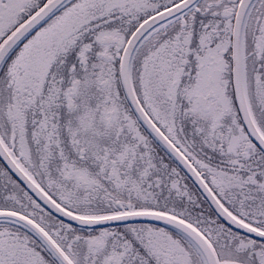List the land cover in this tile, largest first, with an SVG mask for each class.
Masks as SVG:
<instances>
[{
    "label": "flooded vegetation",
    "instance_id": "af4514ba",
    "mask_svg": "<svg viewBox=\"0 0 264 264\" xmlns=\"http://www.w3.org/2000/svg\"><path fill=\"white\" fill-rule=\"evenodd\" d=\"M45 1L0 0V18L3 15L2 10L7 8L8 4L14 9H31L30 15ZM178 1L180 0H157L153 5H146L149 3L147 0H131L129 5L133 9L142 10L145 6L150 9V12L139 19L132 28L118 22L121 15L119 7L104 14L105 8L101 6L102 12L98 16L97 4L95 16L86 22L84 19L80 25H72L74 31L77 30L66 38L72 42L73 49L65 51L62 56L61 80H66L63 83L49 85L48 77L42 81L39 76L37 82L40 85L18 91L12 83L13 75L5 66L0 73V85L4 91L0 101V136L26 172L57 204L72 214L84 218L116 217L132 212L166 214L200 232L215 248L220 263L231 264L227 262L230 260L234 264H264V240L242 233L218 217L197 183L140 120L122 85L117 83L120 56L137 27ZM256 1L262 4L264 0ZM72 3L52 18L54 22L59 20V24L62 23L60 28L80 12L79 1L74 5ZM198 4L184 15L154 27L142 39L132 60L133 87L149 119L197 171L223 206L243 223L264 232V210L258 209L260 204H255L256 201L264 199V163L252 161L249 164L246 161L255 156L264 157V149L248 131L236 104L233 85V25L228 38V50L219 48L212 51L215 45L201 49L197 47L195 35L188 50L181 48L183 28L188 26L190 21L197 20L198 14L202 13L193 11ZM231 13L233 9L225 11L223 15L231 18ZM29 15H25L22 20ZM107 21L112 23L111 29H106L104 23ZM247 22L244 40L246 30H249ZM92 23L98 25V28L105 26L100 29L105 28L104 31L110 33L100 35L95 29H91L89 33L84 34L85 27ZM44 31L45 28L41 32H34L29 40L44 37ZM79 33L81 34L78 35ZM63 38L65 37L59 39ZM166 41L175 44V49L167 50L165 55L178 60L180 74L168 76L169 81L166 82L168 78L164 81L171 90L168 97L171 103L176 100L180 104L178 112L170 119L162 116L160 108L157 113L154 107L146 105L138 88L140 66L146 54L156 50ZM30 48L31 46L27 45L16 51H19V55L26 53L24 57L29 54ZM159 58L162 60L161 56ZM6 74L10 79L8 83ZM87 76L93 81L86 83ZM52 78L50 75V79ZM94 80L97 81L96 84ZM109 85L111 87L106 88ZM245 87L252 116L264 136V119L258 117L254 102L250 100L251 92L248 91L247 82ZM103 91L109 92L113 99L106 101L102 96L98 97ZM12 95L16 101L15 108L10 113H17V123L9 117V106L5 103ZM86 98L93 100L95 108V112L88 116L84 113ZM232 105L238 112L231 114ZM233 126L237 127V132L233 131ZM84 129L95 132L96 145L89 146L85 143ZM104 130L111 132H108L110 134L102 142L98 140V133ZM25 142L29 147H25ZM28 149L31 151L30 155ZM42 158H46V161H42ZM221 159L225 160L221 162ZM227 159L240 160L242 164L234 165L226 161ZM0 165L7 175H3L2 182L9 187H14V184L20 186L23 199L29 203L33 201L30 205L39 208L37 212H40L33 215L24 208L25 206L20 209L3 207L0 210L13 211L31 220L48 235L72 264H198L199 257L202 264H205L199 250L188 238L160 223L144 220L89 227L64 220L34 198L1 159ZM54 169H58L56 182L51 178ZM219 172L238 177L237 180L240 181L235 192L239 190L240 196H237V199L231 200L230 197L222 196L213 187L214 176ZM255 172L263 179L253 177ZM183 174L201 194L210 212L220 220V225L241 236L239 248H243L242 251L253 247L261 250L258 256L254 255L256 259H253V263L244 262L240 256L223 258L213 240L189 219L174 210L167 211L146 204L149 203L147 200L151 192L155 201L164 203L162 189L167 184V175H174L177 183H181ZM55 183L63 184L66 197L70 200L81 201L80 210L60 201L59 193L56 192L57 196L53 192L57 190ZM0 225L4 226V230L17 229L20 234L24 233L22 235L26 234V238L32 240V248L40 258L34 257L32 261L28 260L23 264H65L37 235L12 223ZM168 242L173 245L167 244ZM182 247L185 253L191 255L194 263L183 258ZM3 264L13 263L5 260Z\"/></svg>",
    "mask_w": 264,
    "mask_h": 264
},
{
    "label": "rangeland",
    "instance_id": "374dc122",
    "mask_svg": "<svg viewBox=\"0 0 264 264\" xmlns=\"http://www.w3.org/2000/svg\"><path fill=\"white\" fill-rule=\"evenodd\" d=\"M78 1H79V5H81L80 12L77 13V15H75L71 20H69L67 23L62 25V27L60 28L59 26L62 23L59 24V20L54 22L52 18L54 19V16L59 15L58 12L67 8L71 2H73L72 4L74 5ZM147 1H149V3H147L146 5L149 4L153 5L157 0H147ZM80 2L81 0H71L60 11H58L54 16H52L47 22H45L41 27H39L37 31L40 32L45 28L43 39L37 38L33 41L34 38L29 40L30 38L29 37L24 42L25 44L23 43L18 48V50H20L21 48H24L27 45L31 46L30 54L23 57V55H25L26 53L19 55L18 54L19 51L18 52L16 51L18 55L16 54V52H14L12 56L9 58V60L6 63L7 65L5 64V66L8 69V71L13 75V77L12 75H9V77L10 78L12 77V83L18 91L29 90L32 87H37L38 85H40V83L37 82L39 76L42 78L41 79L42 81L48 77V81H50L48 83L49 85H57L59 83H63L64 81H66V80L63 81L61 80V74H62L61 71L63 64L61 60H62V56H64L65 54V51H69L73 49V45H71L72 42L68 41V39L66 40L68 36L72 35L77 30L76 29L74 31V27L71 25H80L83 23L82 21L84 19L86 22L88 19L95 16L97 11L96 10L97 4H98V16L102 12L101 6L105 8L103 9L104 14L109 13L115 7H119V12L121 15H119L118 22H122L123 26L127 25L131 28L134 24H136L139 21V19H141L150 12V9L145 8L148 6H145L142 10L133 9V7L129 5L131 0H84V1L82 0L81 4ZM237 2L238 0H200L198 2L199 4L196 10L194 9L193 11L195 12L202 11V13L198 14L197 20L195 19L194 22L193 20L190 21V24H188V26H185L183 28L184 32L182 34L183 42L181 48L183 50L185 49L188 50L190 44L192 43V40H194V35H195L197 38V41H195L197 43V47L201 49H205L215 45L212 51H217L219 48H225L228 50L229 49L228 38H230L229 35L232 31L233 19L235 18L234 15H236L235 12H237V8L239 5V4L237 5ZM257 2L258 1L254 3L247 20L248 21L247 24L249 25V30H246V35L244 40L245 82H247L248 91L251 92L250 100H253L254 102V106L257 110L258 117L260 119H264V1H262V4H259V2L258 3ZM260 5H262L263 8L260 7ZM230 9H233V13H231L232 14L231 18L230 16L229 17L224 16L223 15L224 12L229 11ZM31 11H32L31 9L20 10L19 7L15 9L13 8V10H11L12 15L10 16L9 21L8 20L2 21L3 18H0V42L7 35L6 34L7 28H10L12 25H14V23L17 21V19L19 20L20 17L22 19L25 15H29ZM5 12H7V8L2 10L3 13L2 17L5 16ZM191 14L192 16L194 15V13ZM93 24L95 23L89 24L85 27L86 32L84 34L89 33L91 29H95V32L100 35L102 33H110V31H104L105 28L100 29L105 26H100L98 28V25L96 26ZM104 25H106V29H111L112 23L107 21L104 23ZM188 30H192L193 32H189ZM80 34L81 33H79L78 35ZM60 35L61 37H65V38L59 39ZM174 46H175L174 42L166 41L162 43L156 50H151L146 54L140 66V81H139L140 85H138L139 91L141 92V96L145 99V104L150 106V108L154 107L157 110V113L160 108L162 111L161 113L162 116L166 117L167 119L172 118V116H174L178 112V109L180 107V104L176 102V100L175 102L172 103L169 100L168 97L171 95L170 93L171 90L166 83L170 79L168 78V76H171L173 74L177 76L180 75L178 74L179 71L178 60L175 61L165 55V52L167 50L175 49ZM159 56L162 57V60H160ZM120 62H121V56H120ZM50 75L53 76L52 79H50ZM165 79H167L166 82H164ZM9 80L10 79L7 80V83ZM85 81L86 83H89L92 82L93 79H90V77L87 76ZM96 82L97 81L94 80L95 84ZM117 83L121 84L120 75L118 74V72H117ZM109 87H111V85H109L106 88ZM3 94L4 91L2 86L0 85V101ZM101 96L102 99L106 101H111L113 99V96L106 91H103L102 93L98 94V97ZM15 101L16 98L14 97V95L9 96V98H7L5 103L6 105L8 103L9 113L12 109L15 108ZM225 102L226 101H224V104ZM93 107H94L93 100L86 98L85 101L86 110H84L85 115L88 116L90 113H94L95 108ZM0 109H1V105H0ZM235 112H238L237 108L235 111L232 105L231 114ZM16 115L17 113L15 112L9 114V117L15 123L18 122ZM232 129L234 132H237V127L233 126ZM84 131L85 133L83 132L84 133L83 138L85 140V143L89 146L96 145L95 142H97V139H95V132L89 131V129H84ZM108 132L104 130L103 132L98 133V140L104 142L106 137H108V135L110 134ZM1 134L2 133L0 131V135ZM25 147L26 148L29 147L27 142H25ZM30 152H31L30 149H28V155H30ZM224 160L225 159H221V162H223ZM42 161H46V158H42ZM226 161H228L231 164L234 163V165L242 164L240 160L227 159ZM246 161L248 163L249 162L252 163V161H257L258 163H264V157L255 156L253 157V159ZM57 171L58 169H54L53 171L54 175L51 177L53 182H56V179L58 178V174H56ZM217 174L216 176H214V181L212 182L213 187H215L216 190L222 196L230 197L231 200L237 199L238 198L237 196H240L239 190L235 192L236 186H239L240 180H237L238 177L231 176L230 174H225L221 172ZM3 175L7 176L6 172L0 165V208L9 207V208L20 209V207L25 206L24 208H27L31 214L37 215L40 212V211L37 212V209L39 208L36 209L30 205L31 203H33V201H30L31 203H29L27 200L23 199L22 197L23 195L21 192L22 188L20 186L14 184L15 185L14 187L11 186L9 187L8 185L4 184L2 182ZM252 175L253 177H257L258 179L259 178L263 179V177H259L260 175H257L256 172ZM167 176H168L167 184H165V188L162 189V193L165 198L163 201L164 203L159 204L158 201H155L153 199L154 197L152 195L153 192L151 193L149 192L150 198L147 200V202H149L150 204L149 203L146 204L150 206L159 207L167 211L174 210L178 214L189 219L191 222H193V224L197 225L202 231L205 232V234H207L213 240V242L217 247V250L222 254L223 258L231 259V258H236V256H240L241 259H244V262L248 261V263L249 262L253 263L252 261L255 258L254 255L256 254L258 256L261 250L253 247V248H249L252 250L247 249L242 251L243 248L241 247L239 248L240 246L239 239H241V236L238 234H233L231 231L225 229L224 227H222V225H220L219 223L220 220L210 212L209 207L206 204L205 200L201 197V194L197 192L196 189L191 185L189 179L183 174L181 183H177V180L174 175H170V176L167 175ZM55 184H57L56 185L57 190L56 191L54 190L53 192L56 195H57L56 192L59 193L60 201L62 200V202L66 203L72 208L80 210V206H79L80 200L79 199L70 200L68 197H66V189L63 186V184H58V183ZM176 184L178 185L175 186ZM49 189L51 190V188ZM129 203L126 202V204ZM131 204H133V202ZM240 204L242 205V203ZM255 204L256 205L260 204L258 206V209L262 211L264 210V199H261L260 201H256ZM35 205L37 204L35 203ZM55 225L57 224L55 223ZM2 227L4 228V226L0 225V264H3L5 260H8L13 264H23L28 260L32 261L34 257L40 258L35 253V250L32 248L33 245L32 243H30L31 239L29 240L28 238H26L27 237L25 236L26 234L25 235H22L24 233L20 234L19 230L17 229L11 230L9 228L10 230L9 229L4 230L2 229ZM167 244L173 245V243H169V242ZM233 247H237V248H233ZM213 249L214 251H216L214 247ZM183 251H184L182 252L183 258L190 261L191 263H194V260L191 257V255L188 254L187 252L185 253L184 248ZM227 262L234 264L230 260H228ZM198 264H202L200 257L198 259Z\"/></svg>",
    "mask_w": 264,
    "mask_h": 264
},
{
    "label": "water",
    "instance_id": "95a60500",
    "mask_svg": "<svg viewBox=\"0 0 264 264\" xmlns=\"http://www.w3.org/2000/svg\"><path fill=\"white\" fill-rule=\"evenodd\" d=\"M71 0H46L38 9L27 16L12 31H10L0 42V73L12 56V54L34 33L47 22L52 16L60 11ZM200 0H181L175 5L157 13L151 18L144 21L131 36L127 42L120 62V81L124 93L132 105L135 113L140 120L147 126L152 135L170 152L183 166L184 170L197 183L201 192L211 203L217 215L232 228L245 233L247 235L264 240V232L255 229L233 216L216 198L197 171L190 163L180 154L179 151L170 143V141L158 130V128L149 119L143 107L136 96L133 83L131 66L134 53L139 43L146 34L154 27L166 23L176 17L184 15L191 8H194ZM256 0H240L237 12L234 18L232 33V50H233V85L235 92V100L239 113L244 120L248 131L255 141L264 149V137L258 130L248 104L246 87H245V69H244V30L248 15ZM43 39V37H40ZM31 48L29 49V54ZM0 159L12 173V175L36 198L42 205L60 218L67 220L79 226L98 227L99 225L116 224L122 222L133 221H151L169 226L182 235H184L199 250L205 264H226L220 263L216 252L210 242L196 229L189 224L166 214L155 212H132L122 214L116 217H81L70 213L59 204H57L40 185L26 172V170L18 162L13 152L8 150L0 136ZM0 223H12L23 227L31 233L37 235L44 244L50 246L59 258L65 264L72 262L63 254L58 246L48 237V235L35 223L20 214L0 210ZM49 248V247H48Z\"/></svg>",
    "mask_w": 264,
    "mask_h": 264
},
{
    "label": "trees",
    "instance_id": "16d2710c",
    "mask_svg": "<svg viewBox=\"0 0 264 264\" xmlns=\"http://www.w3.org/2000/svg\"><path fill=\"white\" fill-rule=\"evenodd\" d=\"M11 10H13V6L12 5H10V4H8L7 5V12H5V16H3V17H1V18H3V20L2 21H9L10 20V16L12 15V12H11ZM23 19V18H22ZM21 18L18 20L17 19V21L14 23V25H12L10 28H7V32H6V34H8L10 31H12L20 22H22L23 20H22ZM72 26V25H71ZM5 36V35H4ZM61 37V35L59 36V38Z\"/></svg>",
    "mask_w": 264,
    "mask_h": 264
}]
</instances>
